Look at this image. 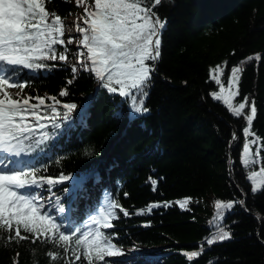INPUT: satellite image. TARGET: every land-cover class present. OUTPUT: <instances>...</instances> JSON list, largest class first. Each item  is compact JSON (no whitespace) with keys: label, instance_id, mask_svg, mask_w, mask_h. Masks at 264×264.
<instances>
[{"label":"trees","instance_id":"trees-1","mask_svg":"<svg viewBox=\"0 0 264 264\" xmlns=\"http://www.w3.org/2000/svg\"><path fill=\"white\" fill-rule=\"evenodd\" d=\"M93 5L94 0L82 5L51 0L47 6L67 25L69 17L84 16V7ZM153 11L166 23L160 56L148 62L155 71L146 95L137 94L146 112H134L130 99L103 87L93 72L78 68L73 73L79 45L67 43V31L65 44L56 46L57 54L67 47V62L21 69L16 79L26 86L15 88L21 96L45 98L61 117L64 104L77 108L71 127L60 118L55 121L59 130L42 121L48 126L25 140L27 164L19 167L84 181L82 190L71 187L70 180L40 192L45 204L59 197L78 228L90 225V216L109 202L129 213L117 209L115 227L104 230L115 233L119 254L101 264H264V185L253 192L249 178L250 169L264 168V0H163ZM217 66L223 70L220 84L211 79ZM233 67L242 69L237 97H247V107L254 103L256 108L253 135L244 132L245 112L237 117L211 95L228 83ZM62 90L68 95H60ZM83 105L86 111L77 115ZM41 115L55 113L42 106ZM44 132L49 139L41 140ZM253 140L255 160L246 165L244 146ZM64 187L67 194L60 191ZM185 199L189 203L182 208L179 202ZM217 201L233 202L222 219H217ZM141 210L144 214H138ZM50 211L55 215L54 208ZM220 228L230 239L207 244ZM58 251L51 243L0 237V264H52L48 252ZM193 251L201 254L189 260L186 253ZM76 264H84V257Z\"/></svg>","mask_w":264,"mask_h":264},{"label":"snow or ice","instance_id":"snow-or-ice-1","mask_svg":"<svg viewBox=\"0 0 264 264\" xmlns=\"http://www.w3.org/2000/svg\"><path fill=\"white\" fill-rule=\"evenodd\" d=\"M50 2L51 0H0V237L12 242L30 241L33 244L43 242L55 245L60 251L48 252L52 264H65L66 261L76 264L81 256L84 257V264H101L105 257L119 254L112 242L115 233L104 230L115 227L112 221L119 219L117 209L125 216L129 213L118 203L109 202L103 211L90 216V225L78 228L69 220L59 197L54 202L45 204L46 198L40 195L41 191H51L52 187L64 185L73 178L63 174L46 177L39 174L34 166L19 167L27 164L23 158L27 151L25 140L34 136L37 128L43 130L48 126L42 121L48 120L53 128L59 130L60 124L55 121L60 118L68 122L66 127H71V113L77 105L64 104L66 111L61 117L54 105H46L45 98L20 97L19 93L14 98L8 89L18 87L23 90L26 86L16 79L22 68L40 70L49 67L45 61L67 62V47L59 54L56 50L57 45L65 44L64 36L67 31V43L71 45L73 39H76L78 45L86 50L82 51L77 47L79 68L93 72L102 86L110 92L130 99L134 112H146L143 100L137 101V94L141 97L146 95L145 89L155 71L154 65L148 62H154L160 56L159 37L166 22L156 15L153 8L161 5L163 0H94L91 9L84 7L83 24L78 20L67 25L55 10L49 11L47 5ZM76 3L82 5L83 0H76ZM73 32L78 35L73 36ZM78 70L76 65L72 66L73 73ZM241 71L240 67L231 69L227 96L224 95L223 87L220 88V94H211L214 99L223 100L237 117L244 114L248 103L245 97L244 102L238 106L234 107L232 104V99L239 94ZM213 72L222 74L223 70L217 66ZM211 79L217 84L221 83L217 75H212ZM233 87L236 88L235 91L231 90ZM60 95L67 96V90H62ZM33 99L38 103H31ZM51 99L54 103H59L54 97ZM42 106L48 107L55 116H42ZM86 108V105L83 106L81 113L77 115H82ZM255 115L253 103L250 114L245 117L248 125L244 129L246 135H253L250 126ZM29 117L33 119L29 120ZM46 139H49V135L44 132L41 140ZM251 143L254 144L255 141ZM244 151V163H254V160L247 158V144ZM13 164L17 167H8ZM256 175L254 172L250 179H254ZM83 186L84 181L81 179L73 180L71 185L80 190ZM257 190L254 183L252 191ZM60 191L67 194L68 188H61ZM179 203L183 208L189 200ZM152 207L149 206L147 211L150 212ZM215 207L217 219H222L223 211L231 209L233 202L217 201ZM50 208L55 209V215ZM138 214H144V210ZM58 218L61 221L59 223ZM64 220H68V223H63ZM225 239H230V233L220 228L219 234L207 239L206 243L210 245ZM201 251L186 255L192 260Z\"/></svg>","mask_w":264,"mask_h":264},{"label":"rangeland","instance_id":"rangeland-1","mask_svg":"<svg viewBox=\"0 0 264 264\" xmlns=\"http://www.w3.org/2000/svg\"><path fill=\"white\" fill-rule=\"evenodd\" d=\"M82 15H73L71 17H69L67 19V24H71V23H74V22H77L79 20V23L83 24V20H82ZM78 35L77 33L73 32V36H76ZM72 44L74 45H78V41L76 39H73V42ZM73 65H76L77 68H79V61L76 62V60H73L72 61V66ZM218 77L220 76V73H218L217 75ZM239 77H240V73H239ZM231 80V74H230V77H229V81ZM229 81L227 84H222L221 87H223L225 89V92H224V95L227 96V93H228V90H229ZM220 87V88H221ZM232 91H235L236 88L233 87L231 89ZM8 91L14 96L16 95L17 93H19V91L15 88H11V89H8ZM217 94H220V89L215 92ZM20 94V93H19ZM238 96V95H237ZM237 96H235L233 99H232V104L233 106H238L239 103L241 102H244V100H241L240 98H238ZM244 112L246 113V115H249L250 114V108L247 107V104H246V107L244 109ZM248 146H249V153H248V157L247 158H250L251 160H255V155H254V150H253V147H252V144L251 142L247 141L246 143ZM245 144V145H246ZM243 161H245L246 159V155H245V151L243 150ZM252 163H249V164H246V165H250ZM261 169H264V168H260V169H256V168H253V169H250L249 170V178L252 177V174L255 172L257 173V175L254 177V179H251L252 182H253V186H254V183H255V186L257 187V189L259 190L263 185H264V172H261Z\"/></svg>","mask_w":264,"mask_h":264},{"label":"water","instance_id":"water-1","mask_svg":"<svg viewBox=\"0 0 264 264\" xmlns=\"http://www.w3.org/2000/svg\"><path fill=\"white\" fill-rule=\"evenodd\" d=\"M235 135H236V133H235Z\"/></svg>","mask_w":264,"mask_h":264}]
</instances>
